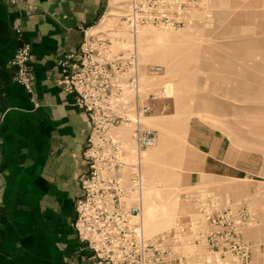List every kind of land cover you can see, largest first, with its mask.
<instances>
[{
	"label": "rangeland",
	"instance_id": "rangeland-1",
	"mask_svg": "<svg viewBox=\"0 0 264 264\" xmlns=\"http://www.w3.org/2000/svg\"><path fill=\"white\" fill-rule=\"evenodd\" d=\"M93 27L108 31L116 53L133 47L140 71L163 68L143 78L169 96L167 110L141 121L156 143L127 155L145 179L147 235L172 237L180 225L168 243L182 263L214 264L220 220V264H264V126L255 125L264 121V0H108ZM130 131H120L128 143ZM216 154L220 178L202 176ZM201 195L207 224L192 204Z\"/></svg>",
	"mask_w": 264,
	"mask_h": 264
},
{
	"label": "crops",
	"instance_id": "crops-1",
	"mask_svg": "<svg viewBox=\"0 0 264 264\" xmlns=\"http://www.w3.org/2000/svg\"><path fill=\"white\" fill-rule=\"evenodd\" d=\"M107 8L108 0H0V264H86L90 256L74 229L88 125L56 83L58 60ZM23 44L30 93L9 64ZM220 165L217 154L206 156L199 171L220 178Z\"/></svg>",
	"mask_w": 264,
	"mask_h": 264
},
{
	"label": "built area",
	"instance_id": "built-area-1",
	"mask_svg": "<svg viewBox=\"0 0 264 264\" xmlns=\"http://www.w3.org/2000/svg\"><path fill=\"white\" fill-rule=\"evenodd\" d=\"M3 1L12 5L18 2ZM82 33L79 47L58 60L56 84L74 95V105L83 112L88 125L83 153L86 168L79 178L82 195L75 203L74 221L78 239L90 251L86 264H183L176 256V246L168 243L182 233L180 225L173 229L172 237L147 235L145 179L140 161L127 162L129 153L139 157L156 143V133L141 121L152 113L167 110L169 96L163 86L148 91L143 78L159 77L163 68L147 65L140 71L136 50L130 47L125 54L116 53L106 30L90 27ZM29 61L30 47L23 44L9 64L16 69L15 81L30 93L33 75ZM126 128L131 130V150L120 134ZM208 203L207 195L192 203L196 216L206 224L213 214L203 211ZM219 213L217 208L216 214ZM213 227L217 231L220 220ZM216 231L211 234L218 255L214 264H220Z\"/></svg>",
	"mask_w": 264,
	"mask_h": 264
},
{
	"label": "bare ground",
	"instance_id": "bare-ground-1",
	"mask_svg": "<svg viewBox=\"0 0 264 264\" xmlns=\"http://www.w3.org/2000/svg\"><path fill=\"white\" fill-rule=\"evenodd\" d=\"M142 30H145V29H141V30H139V32H138V34L142 31ZM254 123H256V122H254ZM255 125H261V126H264V121H262L261 123H256ZM258 131V130H257ZM127 143V142H126ZM127 149L129 150V148H130V150H131V143L129 142V143H127ZM142 157V156H141ZM148 212H149V215H150V217L152 216V215H154L153 214V212H154V210H153V205H150L148 208Z\"/></svg>",
	"mask_w": 264,
	"mask_h": 264
}]
</instances>
